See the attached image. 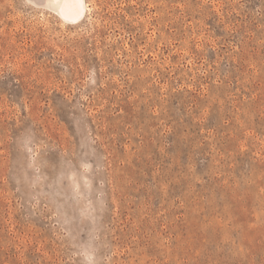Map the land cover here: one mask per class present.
<instances>
[{"label": "rangeland", "instance_id": "374dc122", "mask_svg": "<svg viewBox=\"0 0 264 264\" xmlns=\"http://www.w3.org/2000/svg\"><path fill=\"white\" fill-rule=\"evenodd\" d=\"M45 6L0 0V264H264V0Z\"/></svg>", "mask_w": 264, "mask_h": 264}, {"label": "bare ground", "instance_id": "6f19581e", "mask_svg": "<svg viewBox=\"0 0 264 264\" xmlns=\"http://www.w3.org/2000/svg\"><path fill=\"white\" fill-rule=\"evenodd\" d=\"M44 1L46 6L54 8L59 16H61L62 18L68 21L76 22L79 19H81V17L83 16L84 8H85L84 0H44Z\"/></svg>", "mask_w": 264, "mask_h": 264}]
</instances>
